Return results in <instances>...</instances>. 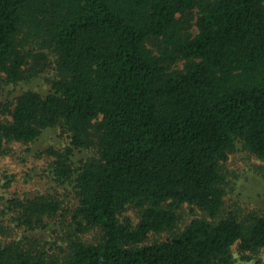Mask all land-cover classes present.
I'll return each instance as SVG.
<instances>
[{"label": "trees", "instance_id": "16d2710c", "mask_svg": "<svg viewBox=\"0 0 264 264\" xmlns=\"http://www.w3.org/2000/svg\"><path fill=\"white\" fill-rule=\"evenodd\" d=\"M48 56L46 93L0 102V154L45 128L67 134L63 151L45 150L77 199L60 264H231L235 242L245 258L264 248V211L215 219L229 153L240 143L264 159V0H0L4 83L30 81ZM83 148L93 155L72 165ZM183 203L210 220L144 243L173 230ZM6 205L25 229L61 207L44 195ZM92 228L99 239L83 240ZM52 256L27 235L0 237V264H58Z\"/></svg>", "mask_w": 264, "mask_h": 264}, {"label": "rangeland", "instance_id": "374dc122", "mask_svg": "<svg viewBox=\"0 0 264 264\" xmlns=\"http://www.w3.org/2000/svg\"><path fill=\"white\" fill-rule=\"evenodd\" d=\"M183 62L179 60L171 64V68L179 69L183 66ZM40 65L45 69L30 81L8 85L0 77V102L14 100L18 93L27 88L46 93L49 79L55 76L53 57L48 56L45 63L42 61ZM68 142L67 134L59 127H49L43 129L32 142H9L5 145L7 150L0 154V237L7 242L27 235L31 240L48 249L58 264L63 261L65 258L63 255L68 250L67 238L72 230L71 211L77 199L72 182L69 179L61 181L56 176L53 164L55 156L46 153L45 150L50 148L63 151ZM90 155H93V148L75 150L71 157L72 165L80 164L81 160ZM221 169L226 181L223 186V204L215 219L231 213L239 220H246L250 213L263 212L264 159L254 156L238 143L236 149L230 152L227 160L222 163ZM37 195L57 199L61 207L54 216H44L43 224L39 223L31 229H25L23 226L17 228L12 220L13 208L9 207V204L6 205L7 200L10 198L25 200ZM176 211L179 218L173 230L149 233L144 243L170 239L193 218L210 220V217L195 205L183 203ZM124 214L133 223L138 221L137 208L130 207ZM81 236L83 240L95 242L99 239L100 231L98 228H92ZM244 254L249 255V258L239 253L235 242L230 249L231 264H264V248Z\"/></svg>", "mask_w": 264, "mask_h": 264}]
</instances>
